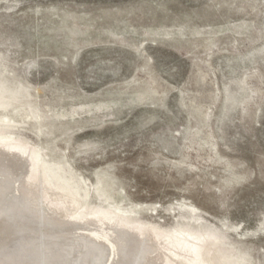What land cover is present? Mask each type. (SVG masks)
<instances>
[{
	"label": "rangeland",
	"instance_id": "rangeland-1",
	"mask_svg": "<svg viewBox=\"0 0 264 264\" xmlns=\"http://www.w3.org/2000/svg\"><path fill=\"white\" fill-rule=\"evenodd\" d=\"M0 81L91 209L264 264V0H0Z\"/></svg>",
	"mask_w": 264,
	"mask_h": 264
},
{
	"label": "bare ground",
	"instance_id": "bare-ground-1",
	"mask_svg": "<svg viewBox=\"0 0 264 264\" xmlns=\"http://www.w3.org/2000/svg\"><path fill=\"white\" fill-rule=\"evenodd\" d=\"M5 82L0 81V109L25 110V117L40 123L35 108L21 101L25 89L10 90ZM1 132L0 264H107L117 254L116 243L120 257L114 264H205L202 251L209 241L138 223L110 204L91 209L87 191L60 165ZM219 258L223 264H244L242 256L231 259L221 250L210 254L214 264Z\"/></svg>",
	"mask_w": 264,
	"mask_h": 264
},
{
	"label": "water",
	"instance_id": "water-1",
	"mask_svg": "<svg viewBox=\"0 0 264 264\" xmlns=\"http://www.w3.org/2000/svg\"><path fill=\"white\" fill-rule=\"evenodd\" d=\"M20 190V189H19ZM116 246H117V254L115 253L112 257H111V260L107 263V264H114V262H116V260H118V258L120 257L119 256V247H118V243H116Z\"/></svg>",
	"mask_w": 264,
	"mask_h": 264
}]
</instances>
